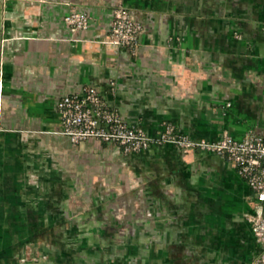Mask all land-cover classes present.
I'll list each match as a JSON object with an SVG mask.
<instances>
[{
    "label": "crops",
    "instance_id": "obj_1",
    "mask_svg": "<svg viewBox=\"0 0 264 264\" xmlns=\"http://www.w3.org/2000/svg\"><path fill=\"white\" fill-rule=\"evenodd\" d=\"M118 4L143 25L136 54L106 42ZM86 85L152 136H264V0H0V222L24 223L0 231V264H254L257 195L235 167L73 143L58 101Z\"/></svg>",
    "mask_w": 264,
    "mask_h": 264
},
{
    "label": "built area",
    "instance_id": "obj_2",
    "mask_svg": "<svg viewBox=\"0 0 264 264\" xmlns=\"http://www.w3.org/2000/svg\"><path fill=\"white\" fill-rule=\"evenodd\" d=\"M64 21L73 33H77L90 27L91 17L86 10L74 7L64 16ZM142 30V23L125 5L118 4L113 9L106 42L126 47L136 54ZM58 110L62 120L61 133L73 143L88 139L113 142L127 154L171 143L186 150L209 151L226 158L257 195L256 210L249 220L254 237L262 246L254 264H264V136L249 133L236 138L225 133L218 140L194 139L179 132L173 123H166L158 135L152 136L143 127L125 120L93 85L65 93L58 101Z\"/></svg>",
    "mask_w": 264,
    "mask_h": 264
},
{
    "label": "rangeland",
    "instance_id": "obj_3",
    "mask_svg": "<svg viewBox=\"0 0 264 264\" xmlns=\"http://www.w3.org/2000/svg\"><path fill=\"white\" fill-rule=\"evenodd\" d=\"M23 224L24 223H21V222H9V223H2V222H0V231H2V230H5L6 228L8 229L9 228V230H12L13 232L15 231V233H17V231H18V228L19 227H22L23 226ZM27 224H29V225H31L32 226V228H33V224L32 223H27ZM23 228V227H22ZM32 242V239H29V238H27V243H28V245H30L29 244V242ZM15 245H17V242L15 243Z\"/></svg>",
    "mask_w": 264,
    "mask_h": 264
}]
</instances>
